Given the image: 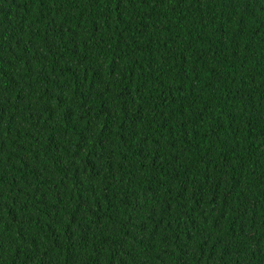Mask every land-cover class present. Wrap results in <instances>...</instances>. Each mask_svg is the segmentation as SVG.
I'll list each match as a JSON object with an SVG mask.
<instances>
[{"label": "trees", "instance_id": "obj_1", "mask_svg": "<svg viewBox=\"0 0 264 264\" xmlns=\"http://www.w3.org/2000/svg\"><path fill=\"white\" fill-rule=\"evenodd\" d=\"M0 264H264V0H0Z\"/></svg>", "mask_w": 264, "mask_h": 264}]
</instances>
